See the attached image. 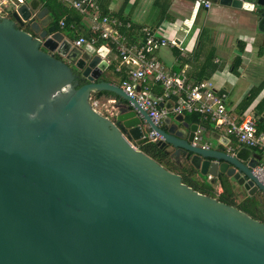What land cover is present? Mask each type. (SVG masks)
Listing matches in <instances>:
<instances>
[{"label": "water", "instance_id": "water-1", "mask_svg": "<svg viewBox=\"0 0 264 264\" xmlns=\"http://www.w3.org/2000/svg\"><path fill=\"white\" fill-rule=\"evenodd\" d=\"M193 1L264 34V0ZM5 4L0 264H264V223L193 190L139 147L154 130L162 138L155 145L195 177L211 184L225 177L249 197L264 195L261 157L228 143L203 148L207 131L193 144L197 125L182 114L155 126L105 80L99 50L74 47L51 17L43 21L40 0ZM98 92L111 94L103 97L108 116L92 102Z\"/></svg>", "mask_w": 264, "mask_h": 264}, {"label": "crops", "instance_id": "crops-1", "mask_svg": "<svg viewBox=\"0 0 264 264\" xmlns=\"http://www.w3.org/2000/svg\"><path fill=\"white\" fill-rule=\"evenodd\" d=\"M40 1L41 7L46 8L42 0ZM94 1L100 12L106 11L111 16L120 15L130 23L134 35L128 39L124 37L127 44L136 42L143 26L152 29L157 37L175 42V47H158L151 51V56L161 64L167 74L177 76L186 84L195 83L197 77L208 80L215 91L226 94L228 114L240 121L256 113V122L264 121V110L258 111L264 99V34L257 32L254 26L241 23L230 11H224L217 6L204 8L201 2L193 0ZM0 4L5 8V0H0ZM49 17L47 9L43 21H47ZM82 23L88 29L92 27L89 15L82 17ZM83 47L89 50L94 48L102 53V59L108 64L105 80L120 87V78L116 73L121 68L125 69V66L118 64L119 70L117 66L114 72L109 69L117 61L115 51L104 41ZM110 96H102L99 100L92 101L107 116L111 113V107L103 97ZM249 98L252 99L250 105L244 106ZM175 116L168 113L164 118H170L171 123H175ZM183 123L188 126L197 125L189 122L185 116ZM207 132L205 143L211 147L221 148L222 143H228L234 148L242 147L222 130L212 128ZM253 151L261 157L258 165L261 164V154ZM171 158L176 161V158ZM195 178L208 184L216 194L221 193L219 178L214 184L204 178ZM229 183L239 198L247 196L233 181Z\"/></svg>", "mask_w": 264, "mask_h": 264}, {"label": "built area", "instance_id": "built-area-1", "mask_svg": "<svg viewBox=\"0 0 264 264\" xmlns=\"http://www.w3.org/2000/svg\"><path fill=\"white\" fill-rule=\"evenodd\" d=\"M62 5L76 10L82 16H90L91 31L97 36L87 38L78 35L73 41L74 47L84 45H96L99 40L106 41L112 46L119 58V66L124 65L126 79L121 83L123 92L134 99L138 106L145 111L152 123L159 126L168 113L172 115L198 114L203 120H209L213 128L222 130L225 135L232 137L240 146L259 152L263 162L256 171L260 182L264 185V134L257 131L256 119L246 116L238 121L228 114L226 110L227 96L225 93L215 91L213 84L208 80L186 84L177 76H171L165 72L161 64L151 56V51L158 47H175V42L157 37L152 29L143 26L140 36L133 44H127L119 29L122 23L114 18L98 20V9L92 0H58ZM204 8L210 5L201 2ZM63 27V22H59ZM125 28L131 27L127 22ZM118 66V70H119ZM158 85L161 94L155 96L153 87ZM163 107L160 108L159 104ZM170 108H167L166 105ZM204 129L200 126L195 133L193 144L201 141ZM148 143H156L162 138L149 129L147 134ZM207 148L206 143L201 145ZM231 150L232 148H228Z\"/></svg>", "mask_w": 264, "mask_h": 264}, {"label": "trees", "instance_id": "trees-1", "mask_svg": "<svg viewBox=\"0 0 264 264\" xmlns=\"http://www.w3.org/2000/svg\"><path fill=\"white\" fill-rule=\"evenodd\" d=\"M94 3L95 1L92 0ZM44 6L48 9L49 15L52 18L57 30L65 33L68 36H72L71 38L74 40L78 35L85 36L87 38L97 36V34L90 29L86 28V26L82 23V15L79 14L76 10L68 8L62 5L58 0H42ZM98 9V20L101 21L103 18L107 17L109 19H118L123 27L119 29V33L123 35L125 38H132L134 35V30L130 27L129 29L125 28L124 25L128 22L125 18H122L120 15L111 16L106 11H99L98 5L95 3ZM63 22V27L60 28L59 22ZM102 40H99L98 43H101ZM106 42V41H104ZM109 47L114 50V46L106 42ZM115 51V50H114ZM116 53V52H115ZM119 64V58L117 57V61L113 62L109 69L111 71H116V68ZM121 83L126 79V70L121 68L117 73ZM205 79L196 78V82L203 81ZM84 81L78 82L79 86L82 85ZM161 88L158 85L153 87V94L155 96L161 94ZM110 93L107 92H98L92 94V101L99 100L102 96H109ZM252 99H248L244 106L250 105ZM264 110V99L261 101V105H259L258 111L263 112ZM185 118L194 124L201 126L205 131H209L213 128L212 123L209 120H203L198 114L190 113L184 114ZM257 131L264 134V121L257 123ZM140 151L145 155L149 156L153 160H155L158 164L163 166L170 172L178 174L182 182L187 186L191 187L193 190L216 198L219 202L233 206L238 210L246 213L254 220L264 223V195L256 194L252 197L249 196H239L235 193L233 186L229 183V181L225 177L219 178V183L221 186V193L216 194L214 190L205 182H199L195 178V170L188 164H181L173 161L172 158L164 151V149H160L155 143H147L139 147Z\"/></svg>", "mask_w": 264, "mask_h": 264}, {"label": "rangeland", "instance_id": "rangeland-1", "mask_svg": "<svg viewBox=\"0 0 264 264\" xmlns=\"http://www.w3.org/2000/svg\"><path fill=\"white\" fill-rule=\"evenodd\" d=\"M8 7V6H7ZM5 8L0 4V15L5 16ZM72 37V36H71Z\"/></svg>", "mask_w": 264, "mask_h": 264}, {"label": "flooded vegetation", "instance_id": "flooded-vegetation-1", "mask_svg": "<svg viewBox=\"0 0 264 264\" xmlns=\"http://www.w3.org/2000/svg\"><path fill=\"white\" fill-rule=\"evenodd\" d=\"M72 39V38H71ZM73 40V39H72ZM55 57L58 58V56L55 54Z\"/></svg>", "mask_w": 264, "mask_h": 264}]
</instances>
